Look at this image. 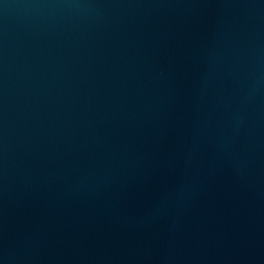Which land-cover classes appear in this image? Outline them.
<instances>
[{
  "label": "water",
  "instance_id": "water-1",
  "mask_svg": "<svg viewBox=\"0 0 264 264\" xmlns=\"http://www.w3.org/2000/svg\"><path fill=\"white\" fill-rule=\"evenodd\" d=\"M0 264H264V0H0Z\"/></svg>",
  "mask_w": 264,
  "mask_h": 264
}]
</instances>
